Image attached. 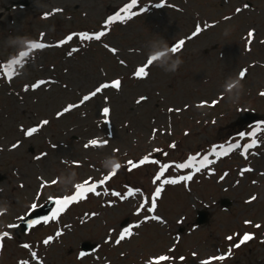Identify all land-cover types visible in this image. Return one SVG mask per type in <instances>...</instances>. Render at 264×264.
I'll use <instances>...</instances> for the list:
<instances>
[{"label":"rangeland","instance_id":"rangeland-1","mask_svg":"<svg viewBox=\"0 0 264 264\" xmlns=\"http://www.w3.org/2000/svg\"><path fill=\"white\" fill-rule=\"evenodd\" d=\"M20 1L0 0V233H8L0 236V264H200L218 256L225 258L209 264L264 263V0H137L107 25L131 0L12 6ZM81 32L104 34L57 46ZM35 42L49 46L11 65ZM148 57L156 58L135 76ZM112 80L118 88L80 103ZM70 104L77 106L64 112ZM244 110L258 119L235 124ZM29 127L37 131L25 136ZM92 139L97 146L86 147ZM190 154H199L195 167L176 169ZM204 155L215 162L201 166ZM114 161L120 168L99 184ZM161 164L169 168L155 180ZM178 176L191 179L162 183ZM86 180L83 198L55 219L52 212L15 232L24 214L50 197L73 196ZM198 209L208 212L200 224ZM125 228L131 235L117 243ZM245 234L251 238L241 242ZM86 240L95 247L83 253Z\"/></svg>","mask_w":264,"mask_h":264},{"label":"snow or ice","instance_id":"snow-or-ice-1","mask_svg":"<svg viewBox=\"0 0 264 264\" xmlns=\"http://www.w3.org/2000/svg\"><path fill=\"white\" fill-rule=\"evenodd\" d=\"M136 2H137V0H131V3H130V4H125V5L123 6V8L120 9V12H117L114 16H112V15L108 16L107 19L104 21L105 25L109 24V23L112 22L113 20H119V19H121V15H120V13H121V12H125V11H127L128 9H130V8L132 7V5L136 4ZM53 11H57V10L54 9ZM140 11L143 12L144 9L141 8ZM238 11H239V9H237V12H238ZM135 14H136V13L133 12V13H131L130 15H135ZM199 31H200V29H199V27H197V28H196V32H193V35H195V34H196L197 32H199ZM103 34H104L103 32H96V33H94V34H89V33H85V32L76 33V34H70V35L65 36V38H64L63 40L58 41V42H57V46L66 43L68 40H71L72 37H73V35H77V36H79L82 40L93 39V38L96 39V40H99V39L102 37ZM41 35H43V34H41ZM253 35H254V33H253L252 31H249L248 36H249V37H252ZM181 43H182V42H181ZM47 46H49V45H46V44H44V43H39V42H35V43H33L32 45H30L29 50H28L27 52H22V53H20V54H19V57H18V59H17V61L14 62V63H12L11 65H16V64H19V63H21V62H24V61L26 60L27 56L29 55V53H30L32 50H34V49H42V48L47 47ZM106 47H107V46H106ZM177 47H178V45H174V46L170 49V51H171V52H176V51H177ZM72 51H76V49H73ZM156 55L159 56L160 54L157 53ZM155 58H156V57H148V58H147V61H146V63H145V65L142 66V67L137 68L136 71H135V73H134V75L137 76V77H139V76L141 75V73L144 72L145 67H147V65H150V64L155 60ZM0 67H3V66H0ZM244 74H245V73H244L243 71L240 73L241 76H243ZM43 83H44V81L38 80V81H36L35 83H32V84H31V88H32L33 90H35L38 86L42 85ZM119 84H120V82H119L118 80H112L110 83H100L97 87H95L94 91H91V92H89L88 94L84 95V96L82 97L80 103L82 104V103L88 101L91 97H93V96H95L96 94L100 93L101 90H103V89H105V88H108V87L118 88V87H119ZM27 88H28V85H25V89H26V90H27ZM143 99H146V97H141V98H139V100H138L137 102L139 103V102H140L141 100H143ZM76 106H77V105H72V104H70V105L66 106V107L63 109V111H64V112H67V111H69L71 108L76 107ZM109 111H110V109L107 108V107H105V108L103 109V113H104V115L107 116L108 113H109ZM61 114H62L61 112H57V113H56L57 117H59ZM46 123H47V121H43V120L40 121V124H41V125L46 124ZM36 131H37V128H36V127H29V128L24 132V135H25V136H29V135L33 134L34 132H36ZM244 135H245L244 133H240V136H244ZM248 135L251 136L252 133H248ZM97 144H98L97 140L92 139V140H89V141H88V145H86V147L89 146V145H91V146H97ZM255 144H256V140L253 139V140L251 141V144H245V145H243V147H244L245 149H247V148H249V147H251V146H254ZM16 146H17L16 144H13V145H12V147H16ZM172 147H174V145H172ZM217 147H218V146H215V145L213 146V153H212L213 155H216V149H217ZM220 147H222V146H220ZM231 147H232L231 145L228 146L229 151H231ZM241 154L243 155V152H242ZM41 155H43V154H41ZM198 158H199V154H197V155H192V154H190V155H189V156H188V157H187L182 163H176V164H175V168H176V169H186V168H190V167H195V163H194V162H196V161L198 160ZM146 162H149V161H148V158H147V157H144V158H141V160H140L138 163H139L140 165H143V164H145ZM204 162H207L208 164H212V163H214L215 161H214V160H210L209 157H208L207 155H204V157H203V161H201V166H203ZM128 164H129V165H132L133 167L136 166L135 163H134L133 161H129ZM118 168H120V165H116L115 167H113V168H112V171H110V172L108 173V175L103 176V177L101 178V180L98 181V183H99V184H104L105 181L109 180V178H110L112 175L115 174V172H116V170H117ZM167 168H169V165H168V164H161V165H160V170L157 171L156 176L154 177V179H155V180H160V177L162 176V174L164 173V171H165ZM247 170H248V171H251V169H247ZM196 171H199V168H198V167L196 168ZM189 179H191V176H178V177H175V178H170V179L164 180V181H162V183H171V184H175V183H177V182H179V181H182V180H189ZM88 183H89V182L86 180V181H84L83 185H81V184H77V185L75 186L76 189H77V191H76V193H74L73 196H65V197L63 198V201H61V200H56L55 202H56L58 205H60V207L53 209V216H52V218L55 219L56 215H58L59 212H61V211L63 210V208L67 205V203H71L74 199L78 200V199L83 198L81 192H82V190H84L85 186L88 185ZM96 187H97V184H96V183H93V184H91V186L88 187L86 190H87V191H93V192H94L95 189H96ZM161 190H162L161 187H156L155 191L152 193V196H153V197H156V196L161 192ZM132 191H133V189L129 188V189H128V193H125V196L128 195V194H130ZM135 191H136V192H139V189H136ZM112 195H113V196H117V195H119V194L116 193V192H113ZM121 198H123V197H121ZM142 207H144V205H141V208H142ZM154 207H155V204H153L152 207H149V208H148V211H149V212H152ZM140 210H141V209L138 208V209H137V212H140ZM45 219H47V218H45ZM145 219H147V217H145ZM153 219H159V218H158V217H153ZM32 223H36V221H33ZM59 234H60V233L57 232V235H59ZM125 234H127V235H129V236L131 235V232H130V230H129L128 228H125V229L119 234V237H118V239H117V243H119L120 240H122V239L125 237ZM0 236H8V233H7V232L0 233ZM250 238H251V237H250L249 234H245L244 237L242 238L241 242H244V241H246V240H248V239H250ZM51 239H52V237L49 236V237L44 241V243L47 244ZM228 239H231V237H229ZM24 247H28V245L26 244V245H24ZM33 255H34V254H33ZM81 255H83V253H82ZM224 258H225L224 256L210 257L209 260H222V259H224ZM166 259H168V258H167V257H164V256H161V257H158V258H157V261H164V260H166ZM181 259H183V258H181ZM209 260H203V261L200 262V264H209ZM25 264H26V262H25Z\"/></svg>","mask_w":264,"mask_h":264},{"label":"water","instance_id":"water-1","mask_svg":"<svg viewBox=\"0 0 264 264\" xmlns=\"http://www.w3.org/2000/svg\"><path fill=\"white\" fill-rule=\"evenodd\" d=\"M24 4H26V2H24ZM254 118H256V116L254 114H251V113H248V112H243L239 116L237 121L239 123H244V122H249V121L253 120ZM53 203H54V199H50L44 205H42V206L36 208L35 210H33L30 214L25 216L23 218V220L19 223V225L17 226L18 229L20 231H24L29 226H31L33 224L32 223L33 221H38L40 219L45 218L49 214ZM221 203L222 204H226L227 200L226 199H222ZM206 219H207L206 212H204V211L199 212V217L197 219V223L204 222V221H206ZM92 247H93V244H91V243H89L87 241H84L81 244V249L85 250V251H90L92 249ZM262 264H264V263H262Z\"/></svg>","mask_w":264,"mask_h":264},{"label":"clouds","instance_id":"clouds-1","mask_svg":"<svg viewBox=\"0 0 264 264\" xmlns=\"http://www.w3.org/2000/svg\"><path fill=\"white\" fill-rule=\"evenodd\" d=\"M179 63H180V60L177 58L176 60H175V63H174V65H173V70H175V68L179 65ZM236 83H237V85H239V87H241V85L239 84V79L237 78L236 79ZM116 165H119V162L118 161H114L112 164H110L107 168L109 169V170H111L113 167H115Z\"/></svg>","mask_w":264,"mask_h":264}]
</instances>
